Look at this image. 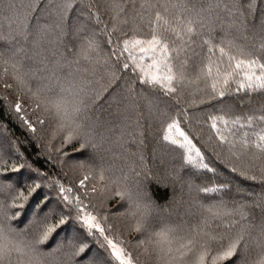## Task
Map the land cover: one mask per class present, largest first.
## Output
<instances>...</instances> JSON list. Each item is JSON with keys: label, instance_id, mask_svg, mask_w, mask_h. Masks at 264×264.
Here are the masks:
<instances>
[{"label": "snow or ice", "instance_id": "6c2138e0", "mask_svg": "<svg viewBox=\"0 0 264 264\" xmlns=\"http://www.w3.org/2000/svg\"><path fill=\"white\" fill-rule=\"evenodd\" d=\"M0 87V264H264V0H0Z\"/></svg>", "mask_w": 264, "mask_h": 264}, {"label": "trees", "instance_id": "16d2710c", "mask_svg": "<svg viewBox=\"0 0 264 264\" xmlns=\"http://www.w3.org/2000/svg\"><path fill=\"white\" fill-rule=\"evenodd\" d=\"M0 94H7L9 96V99L11 101L16 100L15 94L12 92L11 89H4L3 87H0ZM152 95H157L158 94H152ZM235 105V111L237 113H243L245 111H252L253 108H258L261 103V98L258 97H253L252 103H245L243 107L239 105V102L236 100L231 101ZM163 106V105H161ZM105 108H107V105H104ZM115 112V107L113 108H108V111L106 113L102 112V119L107 118V119H114L113 116H110L109 113H114ZM0 122H4L7 124L8 129L10 130L11 133H14L15 136L20 137L21 141L25 140V137L28 135L24 130L20 127L18 122H15L11 115L6 113L4 111V106H3V101L0 100ZM142 124L145 126V145L146 147L144 148V151L146 153V156L148 158V163L149 167L151 168L152 175L154 177H158L159 180L166 184L167 187L161 186L159 184L153 183L150 185V192L153 196V199L156 201L157 204L160 205H167L170 209H174L177 207V203L186 199L185 193L181 191V188L179 184L175 183L170 176V172L172 171V164L178 163L179 161H169L167 157H161L159 154L157 155V158L155 161L152 160V150L153 148H160L161 146H158L156 144V136L158 135V130H159V123L154 122L152 125L151 133L152 135H148V129H147V120H142ZM119 131V130H117ZM127 131L132 132L135 134V126L130 127L127 129ZM2 134V132H0ZM139 139V137H137ZM129 147L135 151L136 150V145L129 144ZM203 147V146H202ZM26 149V155H28L30 158L35 160L36 157V152L37 149H35L34 144H27L25 143L22 147V150ZM170 150V146H169ZM36 166L41 167L43 170L46 171H53V169L49 168L47 165L44 164V161L41 159L39 161H36ZM55 171H58L56 169ZM64 182L67 183L69 179H78L79 174H73L69 173L68 177H62ZM115 202L113 201L112 203L109 204V208H112V205ZM257 218H259L257 216ZM110 222L116 224L120 223L121 231H123V222L119 217H111L110 216ZM136 236L135 233L132 234L131 237H128L129 239H132ZM137 250L134 249V254L136 253ZM106 255V254H105ZM142 260H145V257H141Z\"/></svg>", "mask_w": 264, "mask_h": 264}]
</instances>
